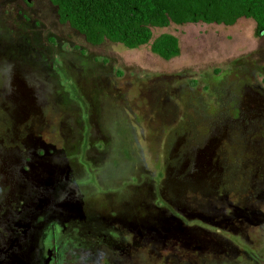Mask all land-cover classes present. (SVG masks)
<instances>
[{
    "label": "rangeland",
    "instance_id": "rangeland-1",
    "mask_svg": "<svg viewBox=\"0 0 264 264\" xmlns=\"http://www.w3.org/2000/svg\"><path fill=\"white\" fill-rule=\"evenodd\" d=\"M30 1L0 0V264H264L255 22L153 28L164 60Z\"/></svg>",
    "mask_w": 264,
    "mask_h": 264
},
{
    "label": "trees",
    "instance_id": "trees-1",
    "mask_svg": "<svg viewBox=\"0 0 264 264\" xmlns=\"http://www.w3.org/2000/svg\"><path fill=\"white\" fill-rule=\"evenodd\" d=\"M61 23L100 45L120 43L128 49L150 45L153 54L170 60L179 56L178 38L153 28L171 24L206 23L233 25L240 18L252 19L256 35L264 32V0H48Z\"/></svg>",
    "mask_w": 264,
    "mask_h": 264
},
{
    "label": "flooded vegetation",
    "instance_id": "flooded-vegetation-1",
    "mask_svg": "<svg viewBox=\"0 0 264 264\" xmlns=\"http://www.w3.org/2000/svg\"><path fill=\"white\" fill-rule=\"evenodd\" d=\"M25 2H27L28 4H31V1L30 0H25ZM59 23L60 24H62V25H67V26H69L71 29H73L70 25H69V23H61L60 21H59ZM73 30H75V29H73ZM75 31H77V30H75ZM78 32V31H77ZM79 33V32H78ZM82 35V34H81ZM89 43V42H88ZM93 45V44H92ZM10 81H11V85L13 84V86L17 89H21V86H22V84H20L19 82H22L19 78H18V76L16 75V76H12L11 78H10ZM20 93V95H21V92H19ZM14 99H17L16 97H14V98H12V99H10L12 102H13V104H14ZM30 108H28V110H29ZM5 110V109H4ZM4 110H2V111H4ZM27 110V111H28ZM26 114V113H25ZM34 114H36V113H31L30 115H34ZM24 117H21V119H19V121H18V124L19 123H22V121H24V119H23ZM26 120V119H25ZM5 120H3V122H4ZM12 125H14V127H15V124L14 123H11ZM24 136H23V132H22V129H18V128H16V134H15V136H13V137H9V136H6V141H11V143L12 144H17L18 142V144H23V140H24V138H23ZM4 142V141H3ZM212 143V139L211 140H209L208 141V143H207V145L209 144V143ZM17 146H19V145H17ZM55 264H58V262L56 261L55 262Z\"/></svg>",
    "mask_w": 264,
    "mask_h": 264
},
{
    "label": "water",
    "instance_id": "water-1",
    "mask_svg": "<svg viewBox=\"0 0 264 264\" xmlns=\"http://www.w3.org/2000/svg\"><path fill=\"white\" fill-rule=\"evenodd\" d=\"M264 32H262V34H263ZM20 84H22V86H21V89L25 92V93H27V90L25 89L26 87H25V85L23 84V82H19Z\"/></svg>",
    "mask_w": 264,
    "mask_h": 264
}]
</instances>
